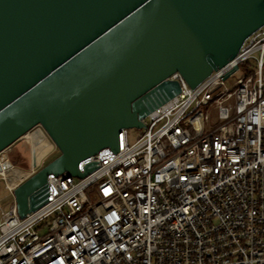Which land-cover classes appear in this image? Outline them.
<instances>
[{"label": "built area", "instance_id": "1", "mask_svg": "<svg viewBox=\"0 0 264 264\" xmlns=\"http://www.w3.org/2000/svg\"><path fill=\"white\" fill-rule=\"evenodd\" d=\"M169 79L139 137L122 128L85 177L50 174L40 207L3 213L0 264H264V25L196 87ZM13 170L0 153L14 195L38 168Z\"/></svg>", "mask_w": 264, "mask_h": 264}, {"label": "water", "instance_id": "2", "mask_svg": "<svg viewBox=\"0 0 264 264\" xmlns=\"http://www.w3.org/2000/svg\"><path fill=\"white\" fill-rule=\"evenodd\" d=\"M263 25L264 0H0V153L38 125L60 149L14 190L20 217L50 174L118 151L180 91L172 74L196 87Z\"/></svg>", "mask_w": 264, "mask_h": 264}, {"label": "rangeland", "instance_id": "3", "mask_svg": "<svg viewBox=\"0 0 264 264\" xmlns=\"http://www.w3.org/2000/svg\"><path fill=\"white\" fill-rule=\"evenodd\" d=\"M242 73H237L235 77H238ZM41 131L42 134H37L35 131ZM33 134V140H25L23 138L14 142V150L2 153L7 155L12 163H15L20 169L27 171L30 168L35 167L34 161L37 163L39 169L42 165H46L54 158L59 156L60 149L54 143V141L47 134L45 129L38 125L31 130ZM132 138H137L143 132V128H131ZM4 156V155H3ZM4 160V157H3ZM15 205V196L6 188V182L3 177H0V222L4 212L10 210Z\"/></svg>", "mask_w": 264, "mask_h": 264}, {"label": "crops", "instance_id": "4", "mask_svg": "<svg viewBox=\"0 0 264 264\" xmlns=\"http://www.w3.org/2000/svg\"><path fill=\"white\" fill-rule=\"evenodd\" d=\"M38 129H36L35 131L37 132V134H42V132L41 131H37ZM23 139H25V140H33V134H32V132L31 131H29L25 136H23L22 137ZM14 146H10V147H8L7 149H6V152L9 154V151L10 152H12L13 150H14V148H13ZM5 152V151H4ZM8 154L7 155H5V154H2V158L4 157V162H5V165H7L6 167L7 168H11L12 166H13V168L15 169V170H13V173H15V174H18V175H24V174H26L30 169H28L27 171H24V170H22V169H20L15 163H12L11 161H10V159H9V157H8ZM4 155V156H3ZM9 165V166H8ZM41 167H43V165L41 166ZM40 167V168H41ZM39 168V169H40ZM1 177V176H0Z\"/></svg>", "mask_w": 264, "mask_h": 264}]
</instances>
